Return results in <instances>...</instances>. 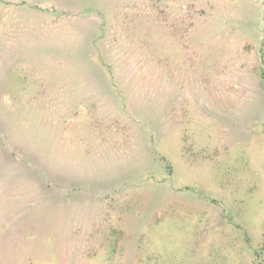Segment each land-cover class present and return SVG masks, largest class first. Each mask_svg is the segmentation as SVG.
Segmentation results:
<instances>
[{
    "label": "rangeland",
    "instance_id": "1",
    "mask_svg": "<svg viewBox=\"0 0 264 264\" xmlns=\"http://www.w3.org/2000/svg\"><path fill=\"white\" fill-rule=\"evenodd\" d=\"M0 264H264V0H0Z\"/></svg>",
    "mask_w": 264,
    "mask_h": 264
}]
</instances>
